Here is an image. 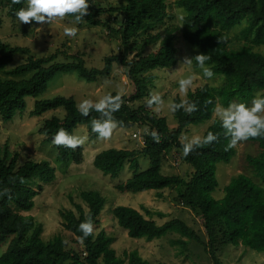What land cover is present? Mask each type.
<instances>
[{
    "label": "trees",
    "instance_id": "obj_1",
    "mask_svg": "<svg viewBox=\"0 0 264 264\" xmlns=\"http://www.w3.org/2000/svg\"><path fill=\"white\" fill-rule=\"evenodd\" d=\"M88 3L89 15L84 20L88 24L106 25L108 34L118 39L122 52L107 55L103 68L88 67L83 58L77 55H72L70 60L59 61L56 60L57 54L52 53L38 57L31 55L25 62L4 71L17 52L28 49L0 39V72L8 74L2 76L0 73V121L7 122L17 112H23L26 98L36 97L43 92L57 73L77 70L85 79L96 81L108 76L113 62H116L125 69L133 90L124 95V103L114 116L123 122L124 127H142L136 136L141 138V144L140 148L133 149L108 147L99 151L93 162L111 177L117 176L128 163L133 173L116 184L118 190L175 188L177 192L173 200L200 216L204 238L182 216H173L158 223L152 216H146L137 208L124 204L111 209L118 224L134 238L151 240L176 233L186 238L173 239L172 243L184 247L189 241L195 240L202 245L213 264H222L217 252L227 243L264 251V137L248 140L257 143L260 148L256 155H248L253 175H234L224 186L221 197L212 194L218 186L217 163L230 161L236 154V148L225 150L228 139L224 136L218 118H214L202 135L211 131L218 134L217 141L195 149L187 157L182 155L181 143L183 130L190 124L211 118L216 103L226 107L236 99L238 103L249 104L255 92H264V53L247 45L249 40L264 44V0H176L184 8V20L179 27L182 38L197 45L201 54L210 58L205 62L206 66L213 73L224 74L225 79L218 86L203 84L189 90L186 98L195 102L199 110L191 115L183 110L177 111L174 114L177 122L174 127L168 125L164 116H155L145 106V98L149 95V72L176 62L174 31L168 28L164 33L148 31L166 18V0H120L107 8L113 19L104 22L98 18L104 10L100 7L102 3L95 0H88ZM25 4L26 0L20 4H13L12 0H0V6L5 5L12 16ZM244 17L247 25L239 36L249 43L229 46L228 30ZM158 41L155 50L142 53L146 45ZM111 94L115 95L116 92ZM180 99L181 96L176 95L173 101L179 103ZM76 105L73 96L64 95L34 101L30 112L38 117L59 107L65 109L63 117L53 115L40 126L43 142L51 143L60 128L74 135V129L79 124L87 126L91 138L97 137L91 132V120L99 118V114L93 111L89 117H83ZM145 127L158 132L161 137L159 143L143 133ZM56 148L59 159L65 163H79L82 160V146L75 150ZM175 148L179 149V157L188 169L182 174H165L162 171L163 160ZM6 154V157H0V190L5 187L11 189V199L0 197V246L6 243L0 253V264H150L137 249L124 250L118 255L112 246L114 238L104 229L94 230L91 236L81 242L79 224L91 218L95 226L105 204V197L97 190L81 193L87 204L86 209L81 203L72 200L74 209L61 211L63 227L74 236L76 245H70L60 235L44 241L41 237L43 224L33 215L23 214L20 210L33 207L34 197L42 187L36 189L29 182L36 178L42 181L54 179V168L47 160L27 159L19 163L17 153L10 159L7 158L8 152ZM140 154L149 157L150 164L146 169L140 168L137 158ZM147 213L151 214L149 211ZM156 264L177 263L159 261Z\"/></svg>",
    "mask_w": 264,
    "mask_h": 264
},
{
    "label": "rangeland",
    "instance_id": "obj_2",
    "mask_svg": "<svg viewBox=\"0 0 264 264\" xmlns=\"http://www.w3.org/2000/svg\"><path fill=\"white\" fill-rule=\"evenodd\" d=\"M102 3L100 7L104 10L99 13L98 18L101 22L113 19L107 8L110 4H117L120 0H95ZM167 16L162 23H158L153 29H148L152 33H164L168 28L174 31L176 36L175 45L176 62L164 68H156L149 72L150 92H159L165 102L173 101L178 93V80L191 74L194 77V84L190 90L203 84L218 86L225 79L224 74L214 73L211 79L202 76V70L194 64L192 67L183 66L180 68L183 57H194L201 54V49L182 38L181 29H179L181 20L180 15H184V8L176 3V0H166ZM26 7V4L24 5ZM72 17L63 21L56 20L51 24H20L16 16L7 12L5 5L0 6V39L11 45H19L28 49V51H19L15 54L13 60L6 65L4 71L25 62L29 56H46L52 53L57 54L56 60H70L72 55L83 58L88 67L103 68L105 57L111 53H121L118 39L108 34L106 25L88 24L86 20L74 25L71 23ZM247 25L246 17L238 24L228 30L230 43L229 46L237 47L247 44L255 51L264 53V44H257L251 40L240 38L242 29ZM76 27L78 29L75 37L64 35V27ZM159 41L148 44L143 48V54H147L156 49ZM1 71L2 76H8ZM123 88L125 94L131 93L133 85L128 80L125 69L120 64L113 62L111 72L108 76L100 77L96 81H89L79 75L77 70L59 72L49 80L46 89L36 97L28 96L27 104L23 112H17L15 116L7 121H0V157L8 159L15 153L18 154V161L23 162L27 159L34 161L47 160L54 168L55 178L50 181H42L36 178L29 184L34 188H39L40 192L34 197V205L29 210H20L23 214H30L43 224L41 237L44 241L51 239L54 235H60L66 239L70 245L74 243V236L63 227V218L61 211L74 209L73 201L81 203L86 209L87 204L82 199L81 193L85 190H97L105 197V204L98 216L99 222L95 224L94 230L97 232L104 229L114 238L112 246L118 255L124 250L137 249L143 258L150 264H156L159 261L173 262L177 264H213L209 255L197 241L191 240L187 246H180L172 243L173 239L180 238L179 234H167L160 238L148 240L144 237L134 238L128 235L127 230L120 226L112 213V207L118 204L130 205L146 216H152L158 223L172 218L173 216L184 217L186 222L194 227L197 233L204 238V230L200 216L188 207L177 204L173 200L176 194L175 188H165L162 190L147 189L142 191H122L116 188V184L124 181L132 175V169L125 163L124 168L115 177L104 174L103 171L95 166L94 156L101 150L108 147L117 148H140L141 138L134 137L133 133L140 132L142 127H118L110 140L100 141L91 138L85 124H79L74 129V135L87 137L82 145L83 157L77 163L74 161L63 162L59 159L57 148L49 142H43V136L39 132L40 126L46 118L53 115L63 117L65 109L59 107L55 110L47 111L42 117L31 114L34 101L38 99H47L56 95L73 96L78 104L82 99L98 100L101 96L116 92ZM257 92H262L261 90ZM255 92V94L257 93ZM253 99V98H252ZM232 102H237L233 99ZM251 104V101L248 105ZM160 116H164L170 127H174L177 122L175 116L165 109ZM216 118L214 115L201 122L188 125L181 134V141L187 135L191 138L193 135L204 134L206 128ZM260 148L257 143L245 141L240 142L236 147V154L230 161H221L217 163L216 176L218 186L212 192L215 197H221L224 193V186L230 179L238 174L245 173L253 175L252 168L249 165L248 155H256ZM178 148L173 149L163 160L162 171L165 174H182L188 169L185 163H182L179 157ZM140 168L146 169L149 164V157L140 154L137 156ZM149 211L151 214H148ZM163 214L160 215L159 213ZM179 214V215H178ZM186 238V237H183ZM6 243L0 246V253L5 249ZM217 257L222 264H264V251H257L253 248L243 245L235 246L231 243L224 245L222 250L217 252Z\"/></svg>",
    "mask_w": 264,
    "mask_h": 264
},
{
    "label": "clouds",
    "instance_id": "obj_3",
    "mask_svg": "<svg viewBox=\"0 0 264 264\" xmlns=\"http://www.w3.org/2000/svg\"><path fill=\"white\" fill-rule=\"evenodd\" d=\"M22 0H12L13 4H20ZM90 5L88 0H26V7H21L15 12V16L20 24H51L56 20L63 21L69 16L73 19L71 23L78 25L83 22L85 16L89 15ZM179 19L184 20V15ZM183 27V26H182ZM64 35L75 37L78 29L76 27L65 26ZM210 59L205 54H197L194 57H183L180 68L183 66L192 67L193 61L202 70L204 78L211 79L214 76L213 71L206 66V61ZM194 77L189 74L178 80V93L181 96L180 102L168 101L163 99L159 92H150L145 98V106L150 109L155 116H160L167 109L171 114L183 110L186 114L191 115L198 111L197 104L189 101L186 97L189 90L193 87ZM125 91L119 88L115 95L111 93L101 96L98 100L82 99L76 109L83 117H89L94 111L99 114V118L91 120V132L97 135L100 141L111 139L114 131L123 126L122 121H118L114 113L122 107ZM211 103V101H209ZM213 115L218 118L224 136L228 139L225 150L236 148L240 142L264 137V92H257L251 100V104L231 102L226 107L221 103H216L213 108ZM145 135L159 143L161 140L158 132L153 129L149 131L147 127L143 129ZM218 134L211 131L205 136L193 135L189 138L187 135L182 140V155L189 156L195 149L210 145L218 140ZM87 137L70 134L64 128H60L52 137L51 143L56 147H64L75 150L82 146ZM23 182V180H21ZM7 196L11 199V189L5 187L0 190V197ZM78 231L82 233L81 242L91 236L94 232V225L91 218L81 222Z\"/></svg>",
    "mask_w": 264,
    "mask_h": 264
},
{
    "label": "built area",
    "instance_id": "obj_4",
    "mask_svg": "<svg viewBox=\"0 0 264 264\" xmlns=\"http://www.w3.org/2000/svg\"><path fill=\"white\" fill-rule=\"evenodd\" d=\"M133 135H134V137H136L137 136V133H133Z\"/></svg>",
    "mask_w": 264,
    "mask_h": 264
}]
</instances>
